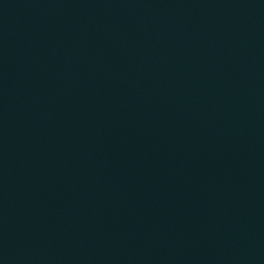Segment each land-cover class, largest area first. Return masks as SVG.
Listing matches in <instances>:
<instances>
[{"label":"water","instance_id":"obj_1","mask_svg":"<svg viewBox=\"0 0 264 264\" xmlns=\"http://www.w3.org/2000/svg\"><path fill=\"white\" fill-rule=\"evenodd\" d=\"M0 264H264V0H0Z\"/></svg>","mask_w":264,"mask_h":264}]
</instances>
